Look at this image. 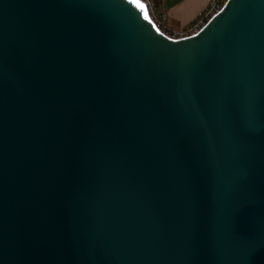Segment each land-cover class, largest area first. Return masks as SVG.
<instances>
[{
  "label": "water",
  "instance_id": "water-1",
  "mask_svg": "<svg viewBox=\"0 0 264 264\" xmlns=\"http://www.w3.org/2000/svg\"><path fill=\"white\" fill-rule=\"evenodd\" d=\"M0 264H264V0H0Z\"/></svg>",
  "mask_w": 264,
  "mask_h": 264
},
{
  "label": "built area",
  "instance_id": "built-area-1",
  "mask_svg": "<svg viewBox=\"0 0 264 264\" xmlns=\"http://www.w3.org/2000/svg\"><path fill=\"white\" fill-rule=\"evenodd\" d=\"M228 0H210L207 8L200 14L192 24L180 31L167 28V13L164 0H138L144 5V10L154 28L163 36L171 40H179L196 35L206 24L215 17L225 6Z\"/></svg>",
  "mask_w": 264,
  "mask_h": 264
},
{
  "label": "crops",
  "instance_id": "crops-1",
  "mask_svg": "<svg viewBox=\"0 0 264 264\" xmlns=\"http://www.w3.org/2000/svg\"><path fill=\"white\" fill-rule=\"evenodd\" d=\"M210 0H164L170 30L180 31L189 27L204 12Z\"/></svg>",
  "mask_w": 264,
  "mask_h": 264
},
{
  "label": "snow or ice",
  "instance_id": "snow-or-ice-1",
  "mask_svg": "<svg viewBox=\"0 0 264 264\" xmlns=\"http://www.w3.org/2000/svg\"><path fill=\"white\" fill-rule=\"evenodd\" d=\"M129 3H135L136 6H137L138 8H140V9H143V8H144V5L138 3V0H129Z\"/></svg>",
  "mask_w": 264,
  "mask_h": 264
}]
</instances>
